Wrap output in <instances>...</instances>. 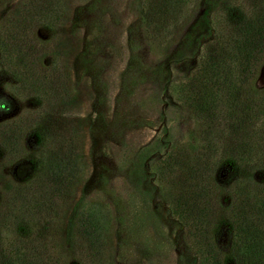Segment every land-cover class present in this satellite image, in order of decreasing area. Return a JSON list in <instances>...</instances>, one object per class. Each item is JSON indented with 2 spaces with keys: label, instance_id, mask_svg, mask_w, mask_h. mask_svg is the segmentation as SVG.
<instances>
[{
  "label": "rangeland",
  "instance_id": "rangeland-1",
  "mask_svg": "<svg viewBox=\"0 0 264 264\" xmlns=\"http://www.w3.org/2000/svg\"><path fill=\"white\" fill-rule=\"evenodd\" d=\"M252 13L262 26L246 35L255 41L252 56L242 50L229 63L226 52L241 41L239 18ZM257 15L264 0H0V30L21 35L27 64L12 72L0 65V264L14 243L13 195L23 194L38 155L47 157L38 178L51 181L52 171L73 183L68 197L53 198L54 232L45 235L52 248L41 264H206L211 240L227 253L221 264H264V219H254L255 200L243 196L264 201V166L244 165L227 148L244 129L264 142ZM205 60L229 69L234 82V93L212 109L200 105ZM41 128L49 133L42 146ZM225 154L239 165L231 168ZM190 206L203 218L193 220ZM242 211L247 258L234 247Z\"/></svg>",
  "mask_w": 264,
  "mask_h": 264
},
{
  "label": "trees",
  "instance_id": "trees-1",
  "mask_svg": "<svg viewBox=\"0 0 264 264\" xmlns=\"http://www.w3.org/2000/svg\"><path fill=\"white\" fill-rule=\"evenodd\" d=\"M260 13V11H257L256 14ZM255 14V15H256ZM254 13H252L251 19L247 16L244 17L243 15L239 18L242 23L239 26H237L238 33L240 34L241 41L239 43H236L232 49V54L226 52V57L231 63L232 61H235L237 58V54L240 53L242 50H244V58L249 59L251 58L252 54L251 51L254 49L255 41L253 40V35H250V38L247 39L246 35L251 33L258 34L260 31H262L261 25H253L251 21L253 20ZM250 19V21H249ZM259 20H262L264 23V15L261 18L260 15H257L255 22L258 23ZM260 23V22H259ZM239 27V28H238ZM5 31L0 30V65L6 64L7 68L9 70L15 71L16 67H19L21 70L23 69V66L25 67L26 59L24 60V55L21 49L20 43L16 42L17 40L21 38V35L19 36V33L15 35H10ZM15 33V32H14ZM13 33V34H14ZM242 35V36H241ZM17 36V37H15ZM261 36V34H259ZM14 37V38H13ZM240 40V39H239ZM224 56H225V52ZM24 60V61H23ZM211 62V61H210ZM221 62V61H220ZM228 65V62L226 63ZM222 65V63H221ZM220 66V65H218ZM12 67V68H11ZM224 67V68H223ZM228 67V66H227ZM229 68V67H228ZM207 69V70H206ZM28 75L25 76L22 83H28L30 79H27V76H30L32 74V70L28 67ZM208 71L207 78L205 77V81L207 80V89H206V97L203 99V101L200 103L201 106L205 107L209 105V107L212 109V103H219L227 97V95L233 94L234 90V82L231 81L230 75H229V69H226L225 66H220L218 69L217 66L212 61L211 64L207 63V60H205L204 64H202L201 72ZM21 79V80H22ZM31 80L33 82V78L31 77ZM31 82V84H32ZM32 90L35 92V94H43L46 95L47 93L45 91H42L41 93H38L39 91H35L33 89V86H31ZM29 85V84H27ZM221 99V100H220ZM208 101V103H207ZM221 103V104H222ZM223 105V104H222ZM226 110L229 107V103L225 104L224 106ZM201 110V108H200ZM203 110V108H202ZM216 114H213L212 112L206 113L209 119L211 117L213 118L218 115V112H215ZM230 131L234 133V129L230 128ZM236 131V130H235ZM256 131L255 129H244V132L241 131V137L238 136L233 138H227V148L229 150H234L235 153L239 156L240 162H243L244 165H248L253 161H258L259 164H263L264 166V142L261 140L260 136L257 137L259 140H261V144L259 143V140L256 141V134H254ZM49 133L41 128L38 132L35 133V141L37 143H40L41 146L45 141L48 139ZM245 138V139H243ZM44 150L46 149V145L42 147ZM51 148L48 149V151ZM255 149L258 150L257 156L253 155L252 150ZM242 153L240 154V152ZM261 151L263 153L261 154ZM234 154H225L224 155V162H229L231 165V168H233L235 165H239V161L235 159ZM38 159V160H37ZM34 164H33V170L32 173L29 174L26 179H24L23 183V194H20L18 192V188H16L17 193L14 196L9 212H8V221L11 225L10 232L14 236V243L11 244L10 248L6 247V251L2 254V257L8 258V264H41V256L43 252H45L47 246L52 248L49 243L46 241L45 235H51L54 231V227L52 222L49 220V215H55L57 212V208L53 207V198L54 197H62L66 198L68 197L70 193L69 186L72 183V180L70 179V176H67L65 182L60 181L61 175L58 173H53L51 170L50 175L53 177V179L50 181L49 178H46V176H42V179L38 178L40 176V173H38L36 167L37 165L43 164L45 160L47 159L46 156H40L38 155ZM262 159V163H261ZM32 161V160H31ZM32 162V163H33ZM48 171V172H49ZM45 174V173H44ZM50 182H49V181ZM48 181V182H47ZM37 185V186H36ZM240 187L243 186L242 184L239 185ZM199 191L197 194H202L204 192V187L199 186ZM15 191V192H16ZM244 190H236L235 192L238 194H242ZM248 193V194H247ZM199 194V195H200ZM237 194V195H238ZM17 196V198H16ZM244 199H252L255 200V205L253 207V210H259L258 213H252L255 214L256 221L261 222V218L264 219V201L261 199L260 195L253 192L250 194V192L245 191L244 193ZM259 197L261 200H259ZM16 198V199H15ZM237 198V197H236ZM245 202L243 201V205ZM63 205H66L64 202H60L56 204L60 209ZM192 208L191 216L194 220L195 218L201 219L203 218V215L199 216L198 210L196 211L197 214H194L193 208L194 206H190ZM243 208V207H242ZM251 207H249L250 209ZM187 209V208H186ZM190 210V209H188ZM195 210V208H194ZM190 212V211H189ZM201 214V213H200ZM241 217L239 219L240 222V232L235 231L238 234V238L236 241H234V247H236L238 243L240 257L247 258L248 253L251 251L250 246L251 244L246 243L245 237L241 238L242 235L245 234L244 227H243V221L244 216H246L247 212L242 211ZM252 216V215H251ZM250 216V217H251ZM254 217V215H253ZM228 222V227L230 230L233 226V221L226 220ZM91 223V221H90ZM86 228V226H85ZM247 229V228H245ZM238 230V227H237ZM234 234V237L237 234ZM212 241V242H211ZM210 242H207L206 244V251L204 253V260L206 264H221L224 262L225 258H227V253L222 254L219 250L216 251V247L213 244V240ZM242 243V244H241ZM233 245V244H232ZM231 245V246H232ZM4 246V245H3ZM237 247V248H238ZM3 248V247H1ZM0 251H4V249H0ZM231 252V248H230ZM220 256V258H218Z\"/></svg>",
  "mask_w": 264,
  "mask_h": 264
}]
</instances>
